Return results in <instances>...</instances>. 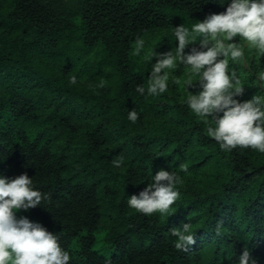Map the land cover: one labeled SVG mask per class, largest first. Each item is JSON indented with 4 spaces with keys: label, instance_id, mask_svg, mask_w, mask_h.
Here are the masks:
<instances>
[{
    "label": "trees",
    "instance_id": "16d2710c",
    "mask_svg": "<svg viewBox=\"0 0 264 264\" xmlns=\"http://www.w3.org/2000/svg\"><path fill=\"white\" fill-rule=\"evenodd\" d=\"M227 6L228 0H0V175L27 173L51 193L45 208L20 212L61 238L70 264H230L244 245L264 264V154L224 152L206 136V125L186 106L179 63L169 70L165 93L135 91L148 87L144 57L151 48L175 52L174 27ZM137 37L146 42L139 57ZM193 47L199 39L185 52ZM232 67L249 82L237 99L250 100L257 93L251 72L239 61ZM188 91L195 94L198 85ZM133 109L136 122L128 120ZM118 156L120 168L112 164ZM160 169L181 175L177 202L147 216L129 208L127 198ZM105 200L116 214L107 230ZM182 222L196 234L189 253L176 250L168 235Z\"/></svg>",
    "mask_w": 264,
    "mask_h": 264
},
{
    "label": "clouds",
    "instance_id": "9594fccd",
    "mask_svg": "<svg viewBox=\"0 0 264 264\" xmlns=\"http://www.w3.org/2000/svg\"><path fill=\"white\" fill-rule=\"evenodd\" d=\"M173 35L178 41L175 52L157 54L153 47L145 55L151 64L148 87L136 85L135 91L153 96L165 93L169 87V70L179 63L186 70L182 81L187 93L186 106L206 125V136L224 152L240 148L264 154V68L250 74L256 95L241 101L237 98L242 96L243 86L249 82L242 81L230 66L238 61L247 64L246 47L253 49L258 57H264V0H228L224 12L209 15L190 27L176 26ZM236 37L240 39L234 40ZM198 39L199 47L186 53V46ZM145 44L144 39L137 37L133 54L139 57ZM154 57L156 62L151 63ZM70 83L75 85L77 77L72 76ZM172 83L180 81L173 78ZM197 85L199 91L195 94L188 91ZM138 119L135 109L128 111L129 121ZM123 163L122 156L112 160L116 168ZM179 168L185 173L188 171L187 164H180ZM181 183L178 172L160 169L143 191L127 198V206L146 216L167 213L180 196L177 185ZM52 200L51 193L41 191L35 177L30 178L27 173L11 179L0 175V264H70V253L59 236L41 223L17 215L20 211L45 208ZM222 227V223H218L217 235ZM168 235L173 238L174 248L184 253H189L196 243L190 222L172 227ZM233 261L234 264H258L253 249L245 245L239 256L234 252L230 264Z\"/></svg>",
    "mask_w": 264,
    "mask_h": 264
},
{
    "label": "rangeland",
    "instance_id": "374dc122",
    "mask_svg": "<svg viewBox=\"0 0 264 264\" xmlns=\"http://www.w3.org/2000/svg\"><path fill=\"white\" fill-rule=\"evenodd\" d=\"M240 38L236 37L234 40L238 41ZM245 59L247 60V64L242 63L243 69L247 72H258L261 68H264V57H258L255 53V51L251 48H245ZM231 64V62H230ZM233 65V64H232ZM231 65V66H232ZM102 212H103V219H102V225L105 230L109 229L111 226H113L115 221V211L113 210V206L111 203H109L107 200H105L102 204ZM18 216H23L21 212L17 213ZM99 236H102V234H99ZM97 249L103 250L104 245L99 244L96 246Z\"/></svg>",
    "mask_w": 264,
    "mask_h": 264
}]
</instances>
